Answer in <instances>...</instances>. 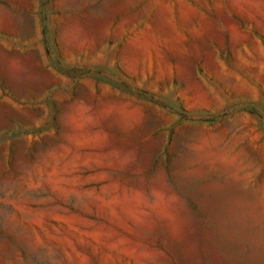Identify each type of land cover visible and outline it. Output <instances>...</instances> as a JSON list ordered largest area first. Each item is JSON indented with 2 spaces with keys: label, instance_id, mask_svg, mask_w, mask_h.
Returning a JSON list of instances; mask_svg holds the SVG:
<instances>
[{
  "label": "rangeland",
  "instance_id": "rangeland-1",
  "mask_svg": "<svg viewBox=\"0 0 264 264\" xmlns=\"http://www.w3.org/2000/svg\"><path fill=\"white\" fill-rule=\"evenodd\" d=\"M0 264H264V0H0Z\"/></svg>",
  "mask_w": 264,
  "mask_h": 264
}]
</instances>
